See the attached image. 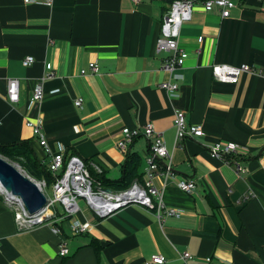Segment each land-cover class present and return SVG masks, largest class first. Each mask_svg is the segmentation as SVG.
<instances>
[{"label": "crops", "instance_id": "obj_1", "mask_svg": "<svg viewBox=\"0 0 264 264\" xmlns=\"http://www.w3.org/2000/svg\"><path fill=\"white\" fill-rule=\"evenodd\" d=\"M233 1L227 18L216 7L193 8L178 40L187 58L169 76L160 71L165 54L155 52L169 0H54L50 7L0 0V144L27 141L48 166L25 125L41 120L52 152L76 155L117 180L126 154H137L140 174L148 149L138 137L126 153L118 150L122 129L150 123L172 157V177L157 176L153 185L182 214L158 222L153 211L128 205L99 218L81 206L76 219L88 224L86 233L72 235L62 221L56 235L47 224L20 229L0 197V264H153V255L164 257L162 264H264V0ZM28 56L34 62L23 67ZM92 62L99 73L81 75ZM46 64L55 77L42 81ZM215 64L261 75L241 72L235 84L219 82ZM9 79L19 83L17 103L7 100ZM168 81L178 85L171 96L159 87ZM38 85L44 97L34 102ZM176 110L203 135L175 145ZM218 141L237 144L242 172L210 156L208 146ZM185 179L195 181L193 194L177 186ZM63 239L66 257L58 256Z\"/></svg>", "mask_w": 264, "mask_h": 264}, {"label": "built area", "instance_id": "obj_2", "mask_svg": "<svg viewBox=\"0 0 264 264\" xmlns=\"http://www.w3.org/2000/svg\"><path fill=\"white\" fill-rule=\"evenodd\" d=\"M53 1L22 0L26 5L37 4L48 7L53 4ZM129 1L136 5L141 0ZM197 5L205 10L216 7L220 10V16L227 18L237 4L233 0H169V7L163 16L160 27V36L155 45L156 54H165L161 59L160 71L167 73L169 76H174L175 71L183 66L187 58V53L178 46L179 32L182 25L190 20L192 10ZM201 40L199 38L198 42L200 43ZM33 62L34 59L28 56L22 60V66L28 67ZM211 69L215 80L230 84L237 82L241 72L261 75L260 72H255L249 66L232 67L226 64H215ZM45 72L42 81L51 80L55 77L51 64L45 65ZM86 73H99L98 65L92 62L89 64L88 72L80 70L81 75ZM159 87L170 96L178 89V85L171 81L161 83ZM43 97L44 91L41 85L36 86L32 93V101L40 102ZM7 100L10 103H17L19 100V83L16 79H9L7 82ZM81 104V98L74 101L76 107L81 106ZM173 124L175 129V145H178L186 137H200L203 135L202 126L188 125L186 123V114L183 110H176L174 112ZM25 125L31 129L39 146L49 157L48 168L54 177V182L51 185L52 198L49 199L45 195L44 189L47 187L45 182L43 180L36 181L31 178L45 195L47 201L46 207L35 215H30L20 199L8 195L0 185V197L13 210L15 221L20 229H30L37 225L47 224L51 227L54 234L60 235L62 233L60 223L67 221L72 235L84 234L87 231L88 224L76 219V215L80 212L79 200L81 199L85 201L86 206L99 218L111 215L128 205H137L150 212L153 211V215L158 222L167 217H181V212L166 206L163 201L162 190H158L153 185V180L157 176H162L165 180L172 177V157L166 149L162 135L156 132L150 123L141 128L122 129L116 143L118 150L126 153L129 146L138 137H144L148 140V149L141 181L132 183L125 190L110 192L105 191L97 180H93L89 168L96 173H101V170L97 166L76 155L66 156L64 150L55 153L51 151L42 132L43 125L41 120H27ZM208 152L210 156L227 162V157L239 154V148L233 142L218 141L208 146ZM232 166H234L237 172H242L236 160H232ZM177 186L186 194H193L196 189V183L193 179L181 180L177 183ZM249 197L251 195H248L245 200H248ZM56 204H59L63 209L62 214L55 209ZM69 253L66 240H61L58 245V256L66 257ZM181 258L186 260L190 258V255L183 253ZM150 261L153 264H162L164 257L153 255ZM205 261L209 263L210 259L207 258Z\"/></svg>", "mask_w": 264, "mask_h": 264}, {"label": "trees", "instance_id": "obj_3", "mask_svg": "<svg viewBox=\"0 0 264 264\" xmlns=\"http://www.w3.org/2000/svg\"><path fill=\"white\" fill-rule=\"evenodd\" d=\"M0 156L17 161L20 167L32 179L36 181L43 180L46 186H51L53 184L54 177L49 171L48 166L38 160L29 142L20 141L10 145L0 144ZM235 159V156L227 157V162L232 165V160ZM139 166L140 159L137 154L127 153L121 168V176L117 180L107 179L102 172L96 173L91 168H89V170L93 180H97L104 189L122 191L127 189L133 183L134 179H136L137 182L141 181L142 171L138 174Z\"/></svg>", "mask_w": 264, "mask_h": 264}, {"label": "water", "instance_id": "obj_4", "mask_svg": "<svg viewBox=\"0 0 264 264\" xmlns=\"http://www.w3.org/2000/svg\"><path fill=\"white\" fill-rule=\"evenodd\" d=\"M0 185L8 195L20 199L30 215H35L46 207V197L37 184L1 156ZM105 191L111 190L105 189Z\"/></svg>", "mask_w": 264, "mask_h": 264}, {"label": "rangeland", "instance_id": "obj_5", "mask_svg": "<svg viewBox=\"0 0 264 264\" xmlns=\"http://www.w3.org/2000/svg\"><path fill=\"white\" fill-rule=\"evenodd\" d=\"M3 159H5V160H7L8 162H10V163H12L14 166H16L24 175H26V176H28V177H30L21 167H20V165L18 164V162L17 161H13V160H10V159H8V158H6V157H3V156H1ZM31 178V177H30ZM45 195H46V197L47 198H49V199H51L52 198V188H51V186H47L45 189ZM79 205H80V207L81 206H86V204H85V201L83 200V199H81V200H79ZM55 209L58 211V212H60V214H62L63 213V209L60 207V205L59 204H56L55 205Z\"/></svg>", "mask_w": 264, "mask_h": 264}]
</instances>
